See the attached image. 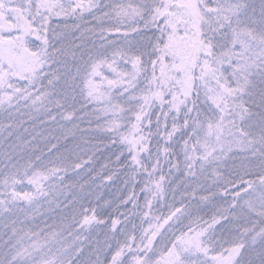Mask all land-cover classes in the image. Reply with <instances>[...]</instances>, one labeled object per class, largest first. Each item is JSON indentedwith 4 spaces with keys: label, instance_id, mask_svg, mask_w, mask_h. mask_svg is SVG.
<instances>
[{
    "label": "snow or ice",
    "instance_id": "6c2138e0",
    "mask_svg": "<svg viewBox=\"0 0 264 264\" xmlns=\"http://www.w3.org/2000/svg\"><path fill=\"white\" fill-rule=\"evenodd\" d=\"M0 264H264V0H0Z\"/></svg>",
    "mask_w": 264,
    "mask_h": 264
}]
</instances>
